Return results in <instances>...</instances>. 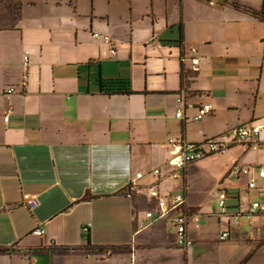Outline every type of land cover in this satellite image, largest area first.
Instances as JSON below:
<instances>
[{
	"label": "crops",
	"instance_id": "obj_1",
	"mask_svg": "<svg viewBox=\"0 0 264 264\" xmlns=\"http://www.w3.org/2000/svg\"><path fill=\"white\" fill-rule=\"evenodd\" d=\"M93 31L111 35L114 55ZM100 78L127 79L132 92L101 90ZM206 102L212 112L194 120ZM242 124H264V0H0V264H190L177 210L139 226L157 204L146 188L128 197L124 186L160 167L156 185L169 193V179L183 181L171 173L169 137L229 141ZM233 147L232 164L264 163L263 149ZM227 176L218 187L229 215L218 220L230 230L251 201L223 185ZM24 192L38 194L34 209ZM251 234H240L242 249L231 230L199 249L214 248L209 264H250L264 255V239Z\"/></svg>",
	"mask_w": 264,
	"mask_h": 264
},
{
	"label": "built area",
	"instance_id": "obj_2",
	"mask_svg": "<svg viewBox=\"0 0 264 264\" xmlns=\"http://www.w3.org/2000/svg\"><path fill=\"white\" fill-rule=\"evenodd\" d=\"M93 37L100 39L103 43L108 45L109 53L114 55L116 53V45L111 35L101 33L99 31H93ZM193 69H198L200 58L196 48H191ZM29 63V50H26L23 55V64L27 66ZM27 79L24 76L22 83L26 84ZM14 91L13 87L7 89V92ZM184 95L177 98L182 102L175 112L176 117H181L183 114V101ZM192 106V105H191ZM194 107V106H192ZM213 110L211 102L196 106V113L194 114V120H199L203 116L210 114ZM8 116L4 117L7 120ZM232 138L229 141L220 140L217 138H205L200 142H190L183 136H171L167 139L166 144L169 147L171 160L174 164V171L172 176L174 178L183 177V196L180 194L162 193L157 188V182L161 176L160 167H152L145 171H139L135 174L133 179H130L128 184L124 186L125 195L131 197L133 193L140 188H146L149 196L155 199L157 207L146 211V220L142 221L141 226H145L149 223L155 222L157 219L166 215L172 210H177L172 222L174 223L177 231V243L180 246L187 247L192 243L189 238L187 230L190 224L198 226L200 212L193 210L185 200V193L187 190V182L185 179V168L195 161L202 159L203 157L212 154L225 152L233 143L241 144L245 149H263L264 150V124H242L235 126L230 130ZM254 170L259 177L264 178V163L257 164L254 168L250 165L234 162L230 169V175H245L250 174L251 170ZM179 172V173H177ZM147 178L149 182H140L141 179ZM248 188H256V182L253 179L248 180ZM220 215H229L228 194L224 188H220L218 191ZM21 203L28 209H34L39 204V196L35 193L24 192L22 195ZM254 214H259L264 220V199H255L249 203L247 209L239 210L233 216V220L237 221L239 218L252 217ZM32 234L42 237L44 234V228L36 226L32 230ZM230 237V230L225 228L219 232V240H226ZM110 254V250L106 251Z\"/></svg>",
	"mask_w": 264,
	"mask_h": 264
},
{
	"label": "rangeland",
	"instance_id": "obj_3",
	"mask_svg": "<svg viewBox=\"0 0 264 264\" xmlns=\"http://www.w3.org/2000/svg\"><path fill=\"white\" fill-rule=\"evenodd\" d=\"M126 66V64H122V71L126 69ZM238 152L239 147H233L225 152L214 153L212 156L205 157L187 166V198L185 196V200L186 203L188 202L187 204L196 205L201 210L198 226L191 225L188 228L189 238L194 242L193 245L186 247L192 250L188 256V259L191 261L190 264H209L212 261L211 258L214 254V248L199 249V244L202 242L219 244L220 242L218 240L221 230L218 220V215H220L218 191L221 187L218 186L220 180L228 172L232 162L235 160L232 161V159ZM240 163H242L241 160ZM249 178H253L256 182V188L247 189V179ZM223 181L224 186L231 184L240 190L243 196V205H247V202L254 199H264V178L258 177L255 171H251L249 176L240 175L239 178L236 175L227 176L224 177ZM169 183L172 189L169 191L170 194H180L183 196L182 180L173 181L171 178L169 179ZM252 217L239 218L237 222H231L229 224L232 235L236 234L233 238H239L238 240H240L237 246L240 249L249 243L244 241L240 235L241 233H246L248 236L249 231H251L252 234L250 237L252 239H258L259 237L264 239V221L260 219L259 221L254 220L252 222ZM178 263H180L179 259ZM214 263L219 264L218 260ZM250 264H264V255L258 256Z\"/></svg>",
	"mask_w": 264,
	"mask_h": 264
},
{
	"label": "trees",
	"instance_id": "obj_4",
	"mask_svg": "<svg viewBox=\"0 0 264 264\" xmlns=\"http://www.w3.org/2000/svg\"><path fill=\"white\" fill-rule=\"evenodd\" d=\"M182 76H183V78H182L181 85L186 90L187 78L192 76V74L188 72L187 74L185 73V75L183 73ZM99 82H100V89L101 90L120 92L123 94H129L132 92L131 87H130V83L127 79H123V78L122 79H103V78H100ZM209 155H207V156H209ZM207 156H205V157H207ZM205 157H203V158H205ZM186 168H185V179H186ZM0 251H2V249H0Z\"/></svg>",
	"mask_w": 264,
	"mask_h": 264
}]
</instances>
